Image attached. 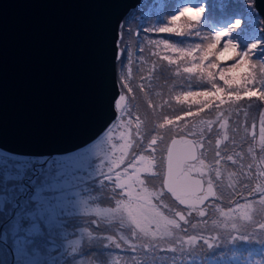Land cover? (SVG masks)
Returning <instances> with one entry per match:
<instances>
[{"label": "rangeland", "instance_id": "1", "mask_svg": "<svg viewBox=\"0 0 264 264\" xmlns=\"http://www.w3.org/2000/svg\"><path fill=\"white\" fill-rule=\"evenodd\" d=\"M168 2L169 0H142L130 11L126 22L124 20L122 22L123 28L130 26L131 30L139 32V36L135 38V46L143 48L138 55L144 62L137 60L135 55L131 60H125L124 56L117 58L120 87L118 101L122 95L127 96L129 106L133 110L131 127L127 124L129 117L125 116L124 126L118 127L114 133L113 142L118 146L123 143L119 139L121 132H124L132 142L120 169H123L140 152L139 137L135 135L137 132L135 116L140 117V131L146 134L148 129L159 122L160 115L175 116L188 108L198 109L199 105L195 103L200 99L199 97L185 96L186 102L179 103L175 99L177 95L190 90H212L211 87L215 85L225 88L227 92L240 91L242 94V89L235 87L228 89L224 84H230L243 75L252 74L256 76L254 83L258 87L260 76L264 74V69H261L258 63L264 61L262 52L253 51L248 67L242 65L224 71L221 69L233 65L236 61L221 62L219 52L208 48V45L215 41L216 35L228 31L236 19L243 21L240 28L231 33L235 39L233 43L238 47L241 45L243 49L251 42L264 40L263 19L255 9L254 0H237L241 10H236L237 13L231 16L224 28L216 26L214 21H208L206 18L211 13L209 0H187L183 6L178 5L176 8L170 7ZM195 5L206 7V12L198 23L185 27L184 23L189 21L181 17L177 23L181 27L182 35L160 33L161 28L172 26L173 15L180 14L178 9ZM146 29L150 31L146 32ZM129 38L128 32H122V39L118 41L121 51H127ZM153 64L155 68L151 73V80L142 81L141 77L148 75V68ZM253 64L256 66L253 67ZM125 81L132 85L133 93L127 92ZM138 83H144L145 89L141 90L137 87ZM147 98L155 104V110L148 106ZM160 104L164 105L163 108L159 107ZM262 104L264 102L256 97L251 99L245 97L240 101L232 102V108L236 111H226V115L230 118L229 136L232 135V121L237 119L238 111L239 120L249 126L254 124L255 128H250L247 134L241 130L236 137L237 141H240L241 137L250 140V134L254 130L251 138L256 135L253 142H258ZM221 108L227 110L228 105H221ZM243 110L248 112L246 118L243 116ZM201 116L205 120L215 119V112L207 110L206 113H201ZM119 118L120 113L113 124L117 123ZM107 130L87 147L67 155L50 157L47 161L39 159L40 157L18 156L0 150V264H264V228L260 227L264 224V214L255 215L252 221L232 220L221 215L219 211L209 208L203 217L193 212L188 217L187 225L181 222L182 228H186L187 231L173 229L176 235L171 238L165 240L158 238L155 241L137 238L134 240L138 245L136 252L128 251L127 245L118 247L130 239V230L123 223V218L111 211L112 207H115L116 194L113 191L112 181H105L106 172L100 167L103 156H92L87 166L77 167L74 163L77 158L89 152L93 144L104 137ZM119 155V152L115 153L116 158ZM105 163L108 164L110 161ZM12 170L13 172H10ZM136 175V171L129 167L127 175L122 179L128 180V177ZM139 176L140 179L145 180L150 190L158 186L159 182L148 173L140 172ZM129 183L132 184L134 191H139L140 186L134 180ZM37 190L48 197L57 194H63L64 197L62 200L64 207L58 210L56 219L47 225L36 214ZM115 191L125 193L127 189ZM239 195H241L240 199H235L234 196L233 200L243 203L244 197L254 198L248 192ZM258 197L259 194H255V198ZM169 204L176 207L172 201H169ZM218 204L224 206L227 211L229 206L227 196ZM26 207L30 209H25ZM68 207H93L91 209L109 207L105 209V238L97 237L99 231L97 224L96 227L81 224L77 229L79 239H71L67 231L69 225L67 216L70 215ZM24 209L25 211L21 212ZM192 224L197 226L193 228ZM118 225H122L121 228ZM193 237L196 238L195 243H185ZM145 244L153 251L146 252L143 247ZM156 245L174 246L176 251H160L158 248L155 249Z\"/></svg>", "mask_w": 264, "mask_h": 264}, {"label": "snow or ice", "instance_id": "2", "mask_svg": "<svg viewBox=\"0 0 264 264\" xmlns=\"http://www.w3.org/2000/svg\"><path fill=\"white\" fill-rule=\"evenodd\" d=\"M200 5L178 9L180 14L173 15L172 26L161 28L160 33L182 35L183 32L177 22L181 20V17H185V21H189V23H184L185 27H191L198 23L200 17L206 12V7L201 8ZM242 23L241 19H236L228 31L217 34L215 41L208 45L209 50L219 52L223 61H236L233 65L226 66L221 70H232L242 65L248 67L253 51L264 53V40L251 42L243 49L241 45L238 47L233 43L235 39L231 33L240 28ZM125 31L130 34L128 48L125 52L121 51L118 46L117 55L124 56L125 60H131L135 55V58L143 63L142 57L138 55L143 51V48L135 46V38L139 36V32L131 30L130 26L128 28L121 26L117 32L118 40L122 39V32ZM145 31L150 30L146 29ZM258 63L259 67L264 69V61ZM154 68V64L149 67L148 75L142 76L141 80L150 81ZM255 81L256 76L247 74L238 77L230 84H224L228 89L234 87L242 89V94L240 91L227 92L225 88L215 85L211 87L212 90H190L177 95L175 99L179 103L186 102L185 96L199 97L200 99L195 103L199 105L198 109L188 108L175 116L160 115L159 122L148 129L146 134L140 131V117L135 116L137 129L135 135L139 137L140 152L123 169H120V165L124 163L132 142L124 132H121L119 139L123 143L118 146L113 142L114 133L118 127L124 126L125 116L129 117L127 124L128 127H131L133 110L129 106L127 96H121L116 105L120 113L117 123H114L104 137L93 144L89 152L74 161L77 167L87 166L92 156H103L100 167L106 172L105 181H112L113 191L116 193L115 207L111 211L121 216L123 223L130 230V239L118 247L127 245L128 251L136 252L138 245L134 240L137 238L151 241L158 238L160 240L171 238L176 235L173 229L187 231L186 228H182L181 222L187 225L188 217L193 212L203 217L209 208L219 211L221 215L232 220L252 221L255 215L264 214V104L261 105L262 111L259 118V141L253 142V136L252 140L247 141L246 147L244 141L247 137H241L240 141H237L236 137L241 130L246 134L249 133L250 128H255V125L249 126L241 122L239 120L240 112L237 111V119L232 121V136L230 138V118L226 115V111H236L232 108V102L240 101L245 97L248 99L256 97L259 101L264 102V74L260 76L258 87L255 86ZM125 84H127V92L133 93L132 85L127 81ZM249 85H253V87L250 88ZM137 87L143 90L145 84L138 83ZM145 94L147 96V92ZM146 103L155 110V104L150 98L146 99ZM221 105H228V109L221 108ZM163 106V104L159 105L161 108ZM237 108H239L238 105ZM207 110L215 112V119L205 120L201 116V113H206ZM247 115L248 112L243 110V116L246 118ZM189 117L196 119L189 120ZM222 144H225L223 150L220 147ZM209 151H212L211 159L208 158ZM117 152L120 154L118 158L115 157ZM106 161H110V163L106 164ZM225 162H230L231 167ZM129 167L135 170L137 175L128 177V180L122 179L127 175ZM117 169L120 170L117 171ZM140 172L148 173L159 182L158 186H154L150 190L145 180L140 179ZM225 173L227 174V183L224 179ZM133 180L140 186L139 191H134L132 184L129 183ZM241 188L247 189L254 198L244 197L243 203L233 200L234 196L240 194ZM116 189H127V192L123 193L124 198H120L122 194L116 192ZM255 194H259L258 199L255 198ZM225 196L229 200L227 211L224 206L217 203V201L225 199ZM210 197L213 198L211 201ZM63 199V194L48 197L37 190L36 214L44 224L47 225L56 219L58 210L64 207ZM169 201H172L176 207H172ZM196 226V224H192L193 228ZM260 227L264 228V224ZM195 239L193 237L185 243H195ZM143 247L146 252L153 251L147 244ZM157 248L164 252L176 251L174 246L156 245L155 249Z\"/></svg>", "mask_w": 264, "mask_h": 264}, {"label": "water", "instance_id": "3", "mask_svg": "<svg viewBox=\"0 0 264 264\" xmlns=\"http://www.w3.org/2000/svg\"><path fill=\"white\" fill-rule=\"evenodd\" d=\"M142 0H0V149L78 151L116 120L117 32ZM263 19L264 0H254Z\"/></svg>", "mask_w": 264, "mask_h": 264}, {"label": "flooded vegetation", "instance_id": "4", "mask_svg": "<svg viewBox=\"0 0 264 264\" xmlns=\"http://www.w3.org/2000/svg\"><path fill=\"white\" fill-rule=\"evenodd\" d=\"M253 132H254V130H253ZM251 134H250V140H252ZM255 138H256V135L254 137V141H255ZM247 141H248V139H247ZM247 141L246 140L244 141L245 147L247 146ZM225 144H227V142H225ZM225 144H222L223 146L222 145L220 146L221 150L224 149ZM229 151H231L230 148H229ZM211 157H212V153L209 152L208 158L211 159ZM39 159H41L43 161L49 160V159L43 158V157H40ZM225 163H227L229 165V167H231L230 162H225ZM224 179H225V183H227V174L224 177ZM247 192H248L247 189H244V188L240 189V193L246 194ZM119 193H121L122 194L121 196H123V193L121 191H119ZM240 196L241 195H239V196L236 195L235 199H240ZM212 199L213 198H211V197L209 198L210 201ZM218 202L219 201H217V203ZM206 203H208V202H206ZM91 208H93V207H79V208L78 207H68V212L70 215L67 216L68 217L67 223L69 224L67 226V231H68V234L71 237V239H74V238L79 239L77 229L80 227L81 224H82V226H83V224H85L87 226L91 225L93 227H96L95 224H97L99 226V231L97 232V237L99 239L105 238V225H106L105 209H109V207H94V208H98V209H91ZM112 208H114V207H112ZM25 209H30V207H26ZM25 209L22 210L21 212L25 211ZM7 215H6V217H7ZM95 217H97V218H95ZM121 226L122 225H118L119 228H121ZM112 236L114 238V235H112Z\"/></svg>", "mask_w": 264, "mask_h": 264}, {"label": "trees", "instance_id": "5", "mask_svg": "<svg viewBox=\"0 0 264 264\" xmlns=\"http://www.w3.org/2000/svg\"><path fill=\"white\" fill-rule=\"evenodd\" d=\"M186 1L187 0H169L168 4L170 5V7L173 6L174 8H176L178 5L183 6ZM208 5L209 11L211 8V13L208 14L206 18H208V21H214L216 23V26L222 28L226 27L228 20L231 19V16L237 13L236 10H241V7L239 6L237 0H209ZM214 15L215 17H213ZM127 16L125 17L124 22H126L125 20H127ZM122 24L121 26H123ZM3 169H5V167ZM10 172H13V170Z\"/></svg>", "mask_w": 264, "mask_h": 264}, {"label": "clouds", "instance_id": "6", "mask_svg": "<svg viewBox=\"0 0 264 264\" xmlns=\"http://www.w3.org/2000/svg\"><path fill=\"white\" fill-rule=\"evenodd\" d=\"M221 62H223V60Z\"/></svg>", "mask_w": 264, "mask_h": 264}]
</instances>
